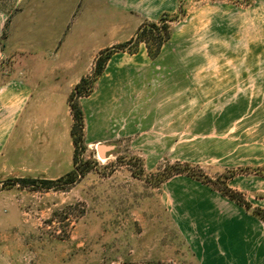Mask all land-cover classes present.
<instances>
[{
    "label": "rangeland",
    "instance_id": "obj_1",
    "mask_svg": "<svg viewBox=\"0 0 264 264\" xmlns=\"http://www.w3.org/2000/svg\"><path fill=\"white\" fill-rule=\"evenodd\" d=\"M12 4L0 0L7 15L0 48L19 52L0 51V77H27L35 94L0 153V264H199L185 228L232 210L222 182L264 210V174L253 171L264 169V69L245 68L264 47V2L181 0L167 21L170 40L156 61L147 58L139 78L144 97L121 101L119 87L134 83L122 72L80 97L86 149L79 150L77 180L58 181V189L36 186L74 168L75 84L91 80L100 53L135 37L148 19L128 11L137 6L132 0ZM18 12L24 33L12 37ZM122 57L113 60H136ZM223 61H239L253 80L229 79L219 89L202 67ZM176 164L212 181L168 177Z\"/></svg>",
    "mask_w": 264,
    "mask_h": 264
},
{
    "label": "crops",
    "instance_id": "obj_2",
    "mask_svg": "<svg viewBox=\"0 0 264 264\" xmlns=\"http://www.w3.org/2000/svg\"><path fill=\"white\" fill-rule=\"evenodd\" d=\"M132 1H134L137 6L132 5L133 7H127L128 11L143 13L146 15L148 21H157L163 14L174 15L181 3V0ZM228 1L241 5V0ZM23 2L24 0H13L12 5L16 6ZM244 2L247 7H250L256 2L261 4V2H264V0H244ZM20 13L21 12L16 13L11 18L9 29L10 36L12 37H18L21 33H24V31L20 32L19 30V26H25L22 22H19L20 19H18V15ZM5 20H7V15L5 11L0 8V40L6 25ZM250 30L252 31V29ZM107 44H112L111 39ZM107 44L103 45L100 48L108 46ZM61 47L62 45L59 46L57 52H60ZM163 47L160 54L154 59L149 56L146 44L143 42L139 44L136 52L134 53L131 52L128 48L114 52L111 55L110 59L107 61L104 70L98 77L95 85H104L111 80L118 81L119 77L123 73L124 75L122 79L124 77H127L128 79L133 78L132 81L130 80V82L134 83L132 85L130 83L127 84L126 89H121L119 87V92L123 90V93L125 95L123 96V99H121V101H123L124 99L130 100L144 97V95H146L144 91V85L143 87H141L139 78H144L146 76L144 65L149 63V61H147V58L150 60V62L156 61L162 54ZM9 48L10 49L8 50V52L10 53L19 52L18 46L11 47L10 45ZM54 50L56 51L55 47L53 51ZM0 51L2 53L1 56L8 53L1 48ZM31 51L32 50L26 49L22 50L23 53H30ZM50 51V48H47V51H45V53H50ZM255 53H258L256 55L260 56L259 60H245L247 62H250V64H247L245 68H253V70L258 68L264 69V47H258ZM121 54L123 56L128 55L130 57H136V60H128L124 62L113 60L114 57H119L120 59H122L123 57ZM26 58L27 57H25L24 59ZM58 58L62 59L60 55L58 56ZM61 61L64 62L67 67L68 64L66 59H62ZM238 62L239 61H223L217 62L216 64L207 63L202 67V69L204 71L207 70V72H202L206 73L204 74V76L209 80L216 77L219 89L221 90L224 89L225 82L229 79L241 82L244 80H253V73L250 71L249 73L244 69L242 70L243 65L242 63ZM69 63V67L71 68H75L77 65L75 59L73 61H70ZM187 65L189 66V64H186V66ZM182 68H186L185 65L182 64V66L177 69ZM185 73L186 75H188V72ZM213 81L214 80H211V82ZM160 86V84H157L156 86H153V88L157 91ZM173 91H175V89ZM173 91L172 93H174ZM49 93L54 92L52 90V92ZM34 94L35 89L33 83H31L27 77L16 76L9 77L5 80L0 77V153L11 138V135L15 131L21 116L29 105V102ZM171 94L167 96L168 100L172 99L173 94L172 96ZM246 200L252 205L250 200ZM234 203L235 204L234 206H232V210H230L228 213L223 212L218 215V220L216 219L212 221L210 219L211 221L206 225H202V227L192 226L189 228H185V230L187 231V236L189 235V239L191 241L190 245L195 252L193 253L195 254V258L199 262V264H264V221L253 215L251 211L247 210L244 206L238 204L235 201ZM252 208L257 207L255 205H252Z\"/></svg>",
    "mask_w": 264,
    "mask_h": 264
},
{
    "label": "trees",
    "instance_id": "obj_3",
    "mask_svg": "<svg viewBox=\"0 0 264 264\" xmlns=\"http://www.w3.org/2000/svg\"><path fill=\"white\" fill-rule=\"evenodd\" d=\"M170 17H173V15L170 14H163L159 17L157 21H146L143 24H141L138 28V31L135 35V37L131 38L127 42L123 44H119L118 46H114L112 49H106L100 53L98 56L95 67H94V73L89 80L88 77H83L79 83H77L69 97L70 107L72 111V115L74 118V125L71 129V137L72 142L74 144V159H73V165L74 168L68 172L65 176L55 180H44L46 184L45 186H36L38 188L42 189H51V188H57L61 187L58 185H54L58 181L65 180V183L69 184L77 180V175L79 173V164H78V156H79V150H85L86 145L84 142V112L82 110V107L79 103L80 97L88 96L92 92L93 84L96 83L98 77L102 74L104 67L107 63V61L110 59L111 55L118 49H125L128 48L131 52H136L139 44L141 42L146 44L148 54L151 58H156L163 47L165 43H167L172 35V30L170 26L167 24V21ZM165 22L163 25H158V22ZM179 164H176L172 166V168L169 170V173H167V176L170 177L172 175L177 174H187L188 176L200 180L204 183L211 182L212 180L205 175L204 173H197L194 171V168L188 164L178 166ZM253 171H257L260 174H264V169L260 170V168H253ZM233 176H235V172H232L227 176L225 179H230ZM25 180V179H23ZM26 181L34 182L33 179H27ZM219 190L230 198L231 200L237 202L238 204L244 206L247 210L251 211V213L261 220L264 221V210L261 208H252V205L243 197V195L240 192L234 191L227 183L222 182L221 186H219Z\"/></svg>",
    "mask_w": 264,
    "mask_h": 264
},
{
    "label": "water",
    "instance_id": "obj_4",
    "mask_svg": "<svg viewBox=\"0 0 264 264\" xmlns=\"http://www.w3.org/2000/svg\"><path fill=\"white\" fill-rule=\"evenodd\" d=\"M104 149V151L102 152V150ZM101 150V153H102V156L104 155V153H105V150H106V148L105 147H103V146H99V151Z\"/></svg>",
    "mask_w": 264,
    "mask_h": 264
}]
</instances>
